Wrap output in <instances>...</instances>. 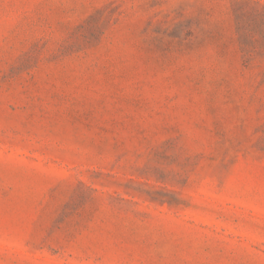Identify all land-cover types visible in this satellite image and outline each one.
Here are the masks:
<instances>
[{
	"label": "rangeland",
	"instance_id": "374dc122",
	"mask_svg": "<svg viewBox=\"0 0 264 264\" xmlns=\"http://www.w3.org/2000/svg\"><path fill=\"white\" fill-rule=\"evenodd\" d=\"M0 264H264V0H0Z\"/></svg>",
	"mask_w": 264,
	"mask_h": 264
}]
</instances>
